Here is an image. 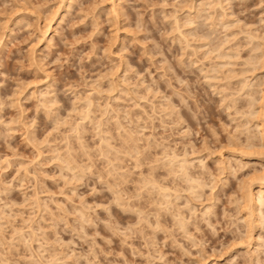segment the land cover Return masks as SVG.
Segmentation results:
<instances>
[{
	"label": "rangeland",
	"instance_id": "rangeland-1",
	"mask_svg": "<svg viewBox=\"0 0 264 264\" xmlns=\"http://www.w3.org/2000/svg\"><path fill=\"white\" fill-rule=\"evenodd\" d=\"M262 97L264 0H0V264H264Z\"/></svg>",
	"mask_w": 264,
	"mask_h": 264
},
{
	"label": "bare ground",
	"instance_id": "bare-ground-1",
	"mask_svg": "<svg viewBox=\"0 0 264 264\" xmlns=\"http://www.w3.org/2000/svg\"><path fill=\"white\" fill-rule=\"evenodd\" d=\"M263 92V91H262ZM262 99L264 100V98L262 97ZM263 103H264V101H262ZM263 113V112H262ZM261 113V114H262ZM263 116V115H262ZM261 125V124H260ZM264 127V121H263V124L261 125V127ZM260 127V126H259ZM260 127V128H261ZM263 127H262V131L264 132V129H263ZM263 132H261V133H263ZM263 138V137H262ZM256 180V182H257V185H256V187H257V192H256V194L258 195V197H256V200H260L259 202H261V198H262V193L264 192V174L263 175H261L260 177L258 176V178H256L255 179ZM192 188V187H191ZM264 201V200H263ZM263 204V203H262ZM261 204V205H262ZM259 205H260V203H259Z\"/></svg>",
	"mask_w": 264,
	"mask_h": 264
}]
</instances>
